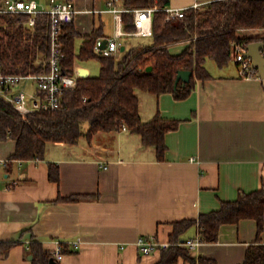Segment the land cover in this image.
<instances>
[{
  "label": "crops",
  "instance_id": "obj_1",
  "mask_svg": "<svg viewBox=\"0 0 264 264\" xmlns=\"http://www.w3.org/2000/svg\"><path fill=\"white\" fill-rule=\"evenodd\" d=\"M72 1L79 10L74 19L80 33L77 50L96 28L102 39L115 35L108 0ZM204 1L170 0V5ZM243 32L264 39V28ZM188 45L179 42L170 50L178 54ZM92 61H76L80 77L100 73L101 63L93 73ZM207 69L212 76L198 79L184 99L138 90L144 121L157 114L180 121L166 134L163 160L140 134L124 129L83 135L76 144L49 143L44 159H13L16 140H0V160L7 159L0 162V241L15 243L0 255V264H32L29 245L34 239L48 250L62 242L67 249L60 264H155L160 252L141 253V236L171 242L175 222L198 218L219 209L223 200L264 186V81L241 78L234 55L225 66ZM51 164L59 167L58 182L50 178ZM83 194L90 197L59 199ZM198 234L194 224L181 240ZM257 240V220L242 219L224 224L218 241L200 243L193 253L219 264H241ZM259 240L264 243V230ZM176 264L188 263L180 258Z\"/></svg>",
  "mask_w": 264,
  "mask_h": 264
},
{
  "label": "trees",
  "instance_id": "obj_2",
  "mask_svg": "<svg viewBox=\"0 0 264 264\" xmlns=\"http://www.w3.org/2000/svg\"><path fill=\"white\" fill-rule=\"evenodd\" d=\"M129 9L123 13V29L136 30L135 8L157 7L153 17V34L149 41L126 46L121 56H105L96 50V43L103 36L101 28L85 37L79 50L80 37L74 22L64 25L61 41L65 56L62 65L68 74H74L76 61L98 59L99 75L78 78L75 89H67L62 95L61 106L55 110H43L22 114L13 106L0 102V132L2 139L16 140L12 158L29 160L46 157L49 143L76 144L83 135L92 137L99 131L128 130L140 134L144 145L155 147L157 157L163 160L167 151L166 134L179 127L180 121L163 118L157 114L144 121L140 114L138 90L157 95L171 92L177 99L190 95L198 79L212 75L206 62L214 59L221 67L233 57V45H247L253 36L244 34L242 28H264V0H208L201 9L190 8L182 19L167 21L164 9L170 0H120ZM27 16L0 15V60L12 72L38 73L44 69L37 59L48 55L49 39L46 18L39 19L35 31L24 24ZM242 32V34L240 33ZM189 41L180 53L170 47ZM152 67L149 69V67ZM192 70L189 82L180 80L179 70ZM50 178L60 181V171L51 164ZM88 194L60 196V200H77ZM253 218L258 223V240L247 249L241 264H264V243L259 240L264 230V186L250 192H241L235 200H223L217 210L202 213L195 219L174 223L172 245L159 250L160 259L155 264H176L183 258L188 264H219L215 258L196 255L193 249L182 244L181 236L194 224L199 227L202 243L218 241L224 224H236L242 219ZM14 242H0V255H7ZM32 264H50L56 259L55 251L45 249L41 242L29 245ZM63 245V251L66 252Z\"/></svg>",
  "mask_w": 264,
  "mask_h": 264
},
{
  "label": "built area",
  "instance_id": "obj_3",
  "mask_svg": "<svg viewBox=\"0 0 264 264\" xmlns=\"http://www.w3.org/2000/svg\"><path fill=\"white\" fill-rule=\"evenodd\" d=\"M108 11L112 12L116 21V32L108 38L104 45V39L99 38L96 43V50L105 56H117L124 43L122 38L130 34L132 36H151L153 34V17L157 7L135 8L134 22L136 30L127 33L123 30V13L129 9L122 6L120 0H108ZM200 3L190 7H175L168 5L164 9L167 12V21L182 19L190 8H198ZM78 9L72 0H0V15L27 16L23 24L30 30L35 31L39 19L46 18L47 35L49 39L48 55H42L37 59V64L44 69L38 73H19L12 72L6 68L0 60V102L3 101L13 106L22 114H31L43 110H55L61 106L62 95L67 89L77 87L80 78L77 69L74 74H68L62 65L65 52L61 35L64 25L74 22ZM246 29L242 28L241 31ZM264 43V39L262 40ZM246 45L234 44L233 55L238 63V74L241 78H259L264 81L258 67L253 65L250 57H246ZM264 56V46L261 49ZM22 85L21 88H18ZM124 130H128L126 125ZM0 140H2L0 132ZM5 164L7 159H1ZM79 239L74 243L75 250L79 249ZM1 242V241H0ZM202 243L199 237L184 240L182 244L191 249ZM171 242H163L156 236H141L138 240V247L143 254H151L162 248H169ZM57 260L64 256L63 243L58 242L55 248Z\"/></svg>",
  "mask_w": 264,
  "mask_h": 264
},
{
  "label": "water",
  "instance_id": "obj_4",
  "mask_svg": "<svg viewBox=\"0 0 264 264\" xmlns=\"http://www.w3.org/2000/svg\"><path fill=\"white\" fill-rule=\"evenodd\" d=\"M108 38L104 39V45L107 43ZM264 43L262 40L251 41L246 45V57H250L253 61V65L259 68L261 75L264 77V56L261 54V49L263 48ZM122 50H125V45L122 47ZM152 67L150 66L149 69ZM194 72L192 70L181 69L178 72L176 85L180 80L184 82H189L191 80ZM32 258V256H30ZM50 264H58L57 261L51 259Z\"/></svg>",
  "mask_w": 264,
  "mask_h": 264
},
{
  "label": "rangeland",
  "instance_id": "obj_5",
  "mask_svg": "<svg viewBox=\"0 0 264 264\" xmlns=\"http://www.w3.org/2000/svg\"><path fill=\"white\" fill-rule=\"evenodd\" d=\"M205 3H207L206 1H204V2H202V3H200V5H199V7L198 8H194V9H201V8H203L204 7V5H205ZM27 27V26H26ZM28 28V27H27ZM29 29V28H28ZM30 30V29H29ZM32 31V30H31ZM122 41H123V43H126L127 45H130V43L131 44H138V43H140V42H142V41H149V38L148 37H144V38H141V37H136V36H132V37H124L123 39H122ZM119 54V53H118ZM121 54V53H120ZM120 54H119V56H120ZM99 60L98 59H93V61H92V64H91V69H92V71H93V73H95L94 72V70H96L97 69V67H98V65H99ZM211 65H216L217 66V63H216V61L214 60V59H212V58H209L208 60H207V62H206V66H211ZM97 75H99V74H97ZM22 87V85H19L18 86V88H21Z\"/></svg>",
  "mask_w": 264,
  "mask_h": 264
}]
</instances>
